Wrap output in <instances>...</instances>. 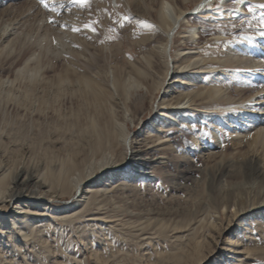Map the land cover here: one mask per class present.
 Masks as SVG:
<instances>
[{
    "label": "rangeland",
    "instance_id": "obj_1",
    "mask_svg": "<svg viewBox=\"0 0 264 264\" xmlns=\"http://www.w3.org/2000/svg\"><path fill=\"white\" fill-rule=\"evenodd\" d=\"M108 1L110 14L103 12L95 0H88L87 4H76L73 0H44L43 3L41 0H0V23L11 22L12 31L25 29L31 23L42 30L60 19L67 25L76 24L74 19L84 21L79 27L86 33L79 37L86 41L90 36L100 51H87V56H81L83 67L90 71L91 63L98 65L101 84L109 85L112 92L113 75L120 85H131L129 101L119 91L114 92L115 97L109 103L117 110L120 121L110 117L100 121L105 141L107 122L126 121L124 109L128 106V114L133 118V122H126L131 153L125 155L123 143L117 142L114 147L106 146L97 156L100 160L103 153L115 155L109 162L110 173L126 175L127 181L119 180L107 189L99 187L102 190L94 200V209L79 219L80 227L72 228L66 221L79 210L83 199L75 203L88 187L104 182L109 176L106 170L99 171L78 191L59 190L53 196L22 197L24 204H47L50 211L61 207V211L72 212L62 216L47 213L43 223H47L49 231L44 246L38 241L40 247L34 249L33 241H24L20 236L12 241L7 237L8 224L14 212L17 213L15 201L6 209L0 208L3 226L7 227L5 235L0 236L5 264H27L35 260L45 264H159L160 261L174 264L173 253L188 241H199L201 245V255L195 250L199 255L194 252L192 264H264V176L242 177L232 164L255 156L261 160V171L264 170V148L251 144L253 136L264 126V38L260 34L264 28L261 23L264 1L169 0L183 14L178 27L167 36L171 44L167 59L174 60L178 66L187 55L222 57L209 68L201 69L203 64H196L194 60L189 67H173L168 76L163 55L156 48L165 41L158 22L163 0H147L148 7L137 6L146 0ZM6 9L9 13L3 12ZM69 13L71 16L64 19ZM27 14L33 16L26 22ZM244 19H248L245 28L240 25ZM192 28L196 31L194 36L190 32ZM27 47L0 55V66L7 70L0 74L4 79L11 75L8 71L11 58L20 60ZM233 53L239 58H232ZM55 62L52 59L50 66ZM61 63L65 64L64 60ZM212 72H225L227 81L222 91L212 98L206 92L194 94L192 87L200 89L207 83L208 90L213 88L211 84L218 77L208 76ZM48 75L52 77L54 73ZM161 82L163 85L159 88L157 85ZM187 93H192L191 104L188 96L185 97ZM257 108L260 110L255 111ZM76 134L69 137L77 141ZM55 144L57 154L65 155L61 142ZM83 145L86 146L76 144L70 149L77 152L78 160L89 151ZM3 158L5 164L8 157ZM119 160L123 165L113 168L114 161ZM220 163L222 168L217 170ZM142 168L150 173H140ZM27 186L32 185L28 182ZM237 186L254 189L252 193L244 191L241 199L232 195L231 201L238 199L237 205L230 202L224 207L221 203L224 189ZM47 189L41 188L44 192ZM198 245L194 242L193 246Z\"/></svg>",
    "mask_w": 264,
    "mask_h": 264
},
{
    "label": "bare ground",
    "instance_id": "obj_2",
    "mask_svg": "<svg viewBox=\"0 0 264 264\" xmlns=\"http://www.w3.org/2000/svg\"><path fill=\"white\" fill-rule=\"evenodd\" d=\"M95 1L101 6L103 12H106V14L111 13L108 0ZM141 2L137 4L138 7L149 6L147 0ZM174 5L169 0H163L158 18L160 25L159 31L165 35V41L156 46V48L163 55L166 64V76L174 70L173 67H189L193 60L196 61V64H203L201 69L214 66V62L217 60L220 61L222 56H216L215 54H209V57H204L200 54L187 55L181 65L178 66L174 60L167 59L171 51V44L167 42V36L178 27L183 14L182 10ZM3 12L9 13V10L6 9ZM191 13L195 14L193 10ZM25 16V21L27 22L33 14H27ZM69 16H71L70 13L64 15V19ZM91 17V20L94 21L93 16ZM74 22L76 24L67 25L63 19H60L47 24L42 30H40L41 27H35L31 23L25 29L20 27L15 28L13 31L11 30L12 28H9L11 22L2 21L0 23V30L2 31V34L0 33V40L3 38L0 45V55H3L4 52L6 55L12 54V51L21 50L28 45L25 48L26 50H23L24 53L20 60L13 61L11 58L9 61L10 67L8 71L11 72V75L7 79H4L0 75V208L6 209L15 201L13 204H15L14 208L17 213L14 212L15 216L12 217L11 222L8 224V228L10 229L8 230L9 236L7 235V237L12 238V241H15L19 236L25 239L24 241H33L34 249L39 246L38 241H40L41 246L45 244L43 241L46 242L49 227H47V223L44 224L43 222H46L45 217L47 213L61 215L62 213L67 214L71 210L61 211L62 208L57 207L55 211H53L54 209L50 211L51 207L47 204L37 206L33 204L35 206L33 207L31 203H23V196L44 197L53 196L59 190L61 192L78 191L82 184L91 182L98 175L99 171L106 170L109 176L107 178L105 177V181L98 185L92 184L89 186L86 192L80 196L77 203H75L77 205L83 199V203H80L81 206L78 205L79 208L77 210H79L75 212L73 218L66 221V225L76 228L81 223L79 219L91 214L94 209V200L97 199L100 190H102L99 187L102 186L107 189L119 180L127 181L126 175L117 176L110 173L109 162L112 160L111 157L115 155L108 156L103 153L100 160L97 159V156L100 152L104 151V148L106 149V146L114 147L117 145V142L123 143L125 155L131 153L130 131L126 124L128 120L133 122V118L128 114L129 106L124 109L126 121H115V123L107 122L105 124L108 131L106 141L103 137V130L100 124L103 118H117L119 114L117 115V110L115 111L114 107L109 104L110 100L115 97L114 92L116 94L122 91L126 96V101H129L131 85H120L118 78L116 79L112 74L114 90L112 92L109 85L101 84V70H99L98 65L91 63L90 71H87L83 67L81 64V56H87V51L99 53L100 49L93 38L89 39L90 36L86 35L88 37L87 42L79 37V35L85 36L86 33L79 27L84 21L82 23L81 20L74 19ZM247 23L248 19H244L243 24L240 25L245 28ZM60 27L64 29L58 30ZM19 29L21 31H18ZM71 31L75 34L73 35ZM194 31L192 28L190 30L191 34ZM260 34L264 38V28H261ZM75 42L79 44L70 45ZM232 55L234 59L239 58L236 53ZM52 59L56 62L53 66H50L49 62ZM62 60H64L65 64L61 63ZM12 67H18V69L12 72L10 70ZM4 71L7 70L3 68V65L2 67L0 66V74ZM48 73H54V76L50 77ZM208 76H216L218 80L211 84L213 88L210 90H208L207 85L209 84L207 83L200 89L198 87H192L194 94H197V96L206 92L212 98L215 94L222 91L223 88L221 87L227 81L224 78L225 72H221V74L212 72ZM182 80L184 79L179 78V81L183 82ZM162 85L163 82L157 86L161 88ZM191 94L187 93L185 96H188L190 104L194 101L191 98ZM178 96L182 95L179 94ZM254 110L259 111L260 109L257 108ZM117 120L119 119L117 118ZM76 132L77 141L69 137L70 135L73 136ZM59 141L63 148L66 149L65 155H60L56 152L55 143ZM252 143L264 148V126L260 132L253 136ZM76 144H86L89 147L88 153L82 160L77 159V152L70 150ZM5 155L8 158L4 164L3 157ZM121 162L120 160L114 161V163L112 162L113 168H120L123 165ZM232 164H234L233 167H236L235 171L239 172L242 177L250 178L252 175L259 177L260 174L264 176V170L261 171V160L255 156L247 157L241 161H233ZM218 165L220 167L217 170H220L222 165L221 163ZM145 166H147L146 163ZM144 169L146 168H142L140 173H150V171H145ZM228 172H231V170H228ZM215 173L214 175L216 176ZM141 178H138L139 181H141ZM28 182L32 186H27ZM43 187H47L48 189L44 192V190H41ZM253 189V186L248 188L245 186H237L235 189H224V195L221 196V203L224 207H227L230 202L237 205L238 199L233 198L231 201V196L235 194L237 198L241 199L240 197L244 194V191L247 190V192L250 191L252 193ZM38 194L41 195L38 196ZM39 212H42V214H39ZM55 219L57 220V218ZM41 222L44 225H40ZM3 225V218L0 214V236L5 235L7 231V227ZM194 242L197 245L199 244V241H188L185 245L175 250L172 255L176 261L174 264H192L191 258L193 259V255L198 254L197 252L200 251L201 246L194 247ZM47 247L49 248V246ZM46 248L45 250H47ZM19 251H21V248ZM40 253L38 251V254ZM4 254L2 251L0 252V264L7 263ZM27 264H45V262L35 260L34 263L29 261ZM159 264L165 263L164 261H160Z\"/></svg>",
    "mask_w": 264,
    "mask_h": 264
},
{
    "label": "snow or ice",
    "instance_id": "obj_3",
    "mask_svg": "<svg viewBox=\"0 0 264 264\" xmlns=\"http://www.w3.org/2000/svg\"><path fill=\"white\" fill-rule=\"evenodd\" d=\"M41 2L43 3L44 0H41ZM73 2L76 4H87L88 0H73ZM45 7H47V4H45ZM261 7H264V5H261ZM261 23L264 24V16L261 18ZM92 31H95V28H92Z\"/></svg>",
    "mask_w": 264,
    "mask_h": 264
}]
</instances>
